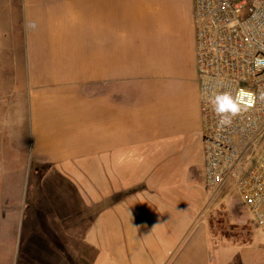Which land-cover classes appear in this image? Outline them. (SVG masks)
<instances>
[{
  "label": "crops",
  "instance_id": "crops-1",
  "mask_svg": "<svg viewBox=\"0 0 264 264\" xmlns=\"http://www.w3.org/2000/svg\"><path fill=\"white\" fill-rule=\"evenodd\" d=\"M180 3L173 74L176 20L147 34L168 5L0 0V264H264L217 235Z\"/></svg>",
  "mask_w": 264,
  "mask_h": 264
},
{
  "label": "built area",
  "instance_id": "built-area-1",
  "mask_svg": "<svg viewBox=\"0 0 264 264\" xmlns=\"http://www.w3.org/2000/svg\"><path fill=\"white\" fill-rule=\"evenodd\" d=\"M192 22L204 185L232 176L264 235V0H192ZM227 96L242 111L221 124L215 107Z\"/></svg>",
  "mask_w": 264,
  "mask_h": 264
},
{
  "label": "rangeland",
  "instance_id": "rangeland-1",
  "mask_svg": "<svg viewBox=\"0 0 264 264\" xmlns=\"http://www.w3.org/2000/svg\"><path fill=\"white\" fill-rule=\"evenodd\" d=\"M145 1V0H144ZM148 1V0H147ZM151 1V0H150ZM158 1L162 6L168 5L171 9V15L168 17L164 12L159 13L157 16H154L150 21V27L147 31L148 35L158 36L159 30L162 25L168 21L174 22L175 28V47L172 50V57L166 60H162L159 63V60L156 59L155 62L158 64L160 69L165 72H172L173 74L181 73L179 70L181 65L180 58V23L179 18L181 16V3L180 0H155ZM172 25V24H171ZM170 50H168L169 52ZM161 64V65H160ZM170 64V65H169ZM173 64V66H171ZM169 65V66H168ZM6 78V77H4ZM3 77L0 76V81H2ZM22 81V77H19ZM9 82H13V80L17 81V77L13 79V77H8ZM20 180H25L27 182V176L21 177ZM223 188L217 193L216 201L218 202V206L213 210V218L214 223L218 228V237L224 238L226 237H234L239 241H245L251 238L253 243H264V235L260 231H256L253 229V226L249 220V213L242 202V198L238 191L234 186V178L230 176L224 183ZM213 194V191L210 192ZM220 231V232H219ZM234 254V253H233ZM235 255V254H234Z\"/></svg>",
  "mask_w": 264,
  "mask_h": 264
},
{
  "label": "clouds",
  "instance_id": "clouds-1",
  "mask_svg": "<svg viewBox=\"0 0 264 264\" xmlns=\"http://www.w3.org/2000/svg\"><path fill=\"white\" fill-rule=\"evenodd\" d=\"M252 101L249 100V103ZM215 111L220 115L221 124H230L231 118L238 116L242 111V105L239 103L238 98L233 99L230 96L218 101Z\"/></svg>",
  "mask_w": 264,
  "mask_h": 264
}]
</instances>
